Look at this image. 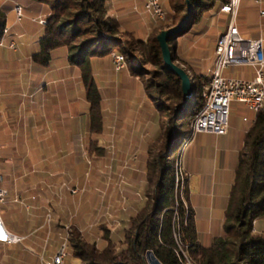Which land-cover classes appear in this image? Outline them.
I'll use <instances>...</instances> for the list:
<instances>
[{"label": "crops", "instance_id": "0c3cea01", "mask_svg": "<svg viewBox=\"0 0 264 264\" xmlns=\"http://www.w3.org/2000/svg\"><path fill=\"white\" fill-rule=\"evenodd\" d=\"M119 1L122 8L128 7L129 0ZM113 2L109 1L110 13H115ZM132 2L134 13L141 17L134 31L135 36L140 37L142 32L146 35L153 19L144 10H138V4L143 6L142 0ZM249 2H253L257 12L255 16L250 15L248 4V23L258 21L259 27L252 32L248 29V38H264V16L260 15L264 0L260 5L255 0ZM163 7L166 12L165 0ZM13 27L9 28L6 22L7 32L0 42V99L6 82L21 83L23 97L20 103L25 110L39 111V116L34 118H39L42 126H36L37 145L28 148L24 155H18L12 140L0 134V138H6L0 139L1 186L8 191L1 216L8 231L23 237L20 243H0V264H41L57 252L72 226L96 235L100 223H106L112 230L124 225L128 209L144 198L146 179L143 169L150 147L155 146L159 130L163 131L162 115L157 120L154 102L145 94L142 83L130 75L127 64L117 72L111 56L96 58L91 65L93 75L98 73L102 78L98 86L102 96L103 128L94 137L85 122L79 135L73 133L69 122L70 102L77 98L71 96V92L82 83L77 67L68 62L71 75L52 81L54 87L50 93L57 95V102L49 101L42 79L35 75L42 70L32 66L33 53L29 55L17 48L10 33ZM202 38L203 34L196 37L190 46L187 44L189 38L181 37L176 46L178 56L184 58L183 54L188 51L185 57L198 60L200 54L196 42ZM11 43L14 47H9ZM6 51L10 52V59H4ZM208 52L206 61L201 59L194 64L195 70L205 75H211L215 59V49L210 47ZM104 60V66L113 75L105 74L106 69L100 66ZM27 61V67L14 63ZM94 64L99 71L94 70ZM14 66L18 68L15 73H22L21 80L13 77L11 81V77L6 76L9 72L14 74ZM24 72H28L27 76H23ZM223 73L248 80L255 77L250 65L231 66ZM80 93L81 109L87 114L84 87ZM256 115L242 103L232 101L227 133H197L180 153V164L186 176L184 204L192 211L197 241L202 246L213 244L225 233L226 215L236 189L237 167ZM91 144L100 150L90 151ZM32 155L35 163L31 162L29 167L27 159ZM263 227L264 223L257 225L258 229Z\"/></svg>", "mask_w": 264, "mask_h": 264}, {"label": "trees", "instance_id": "16d2710c", "mask_svg": "<svg viewBox=\"0 0 264 264\" xmlns=\"http://www.w3.org/2000/svg\"><path fill=\"white\" fill-rule=\"evenodd\" d=\"M109 1L7 0L0 4V42L5 34L6 15L16 3L20 4L23 12L22 28L28 34H39V50L32 55L34 68H47L54 49H67L68 62L77 67L85 89L91 133L100 134L103 128L102 96L93 75L92 60L111 56L113 51L119 52L124 55L133 78L138 77L141 66L146 63L156 67L150 71V79L144 81L142 87L159 114L167 116V130H159L155 146L149 149L143 169L146 179L144 198L139 204L134 202V208L128 209L124 225L114 230L106 223H100L97 234L92 235L90 230L81 232L75 226L70 227L68 251L75 262L69 264H148V253L160 264H264V227L257 228L259 223H264V112L256 113L254 124L247 134L237 167L236 189L226 215L225 233L213 244L202 246L197 241L192 211L179 197L174 162L180 143L190 132L194 117L204 105L202 85L209 80L210 73L205 75L196 71L195 63L180 58L182 67L189 71L192 80V99L186 100L181 80L164 66L157 40L163 29L175 26L183 19L187 2L165 0L170 10L166 14V22H155L144 37H136L135 24L141 17L134 13L132 0H129V9L122 8L121 2L114 0L115 13H110ZM189 1L193 13L187 30L170 36L168 43L181 35L192 37L190 42H193L203 34L197 45L198 60L206 61L209 58L208 49L216 48V37L223 32L215 24L209 26L211 20L218 16L209 18L210 12L226 17L219 10L228 0ZM247 8L241 0L237 18ZM181 11L185 14L180 15ZM41 19L44 23H40ZM238 29L244 32L239 25ZM176 46L172 44L170 48L173 60L178 62ZM136 50L139 51V58H135ZM132 59L138 67L129 64ZM154 92L164 100H155ZM176 120L180 121L176 127L182 129L177 142V132L173 127ZM156 146L158 151L153 154ZM89 149L100 150L95 144H91ZM170 151L175 154L168 160Z\"/></svg>", "mask_w": 264, "mask_h": 264}, {"label": "rangeland", "instance_id": "374dc122", "mask_svg": "<svg viewBox=\"0 0 264 264\" xmlns=\"http://www.w3.org/2000/svg\"><path fill=\"white\" fill-rule=\"evenodd\" d=\"M1 1L2 0H0V2ZM176 1H178V0H176ZM251 3H253V2H249V0H243V6L248 7V4H249L250 5V15L253 14L255 16V12H257L255 10H257V8L254 5H252ZM16 5H20V4L16 3L15 6ZM21 5L23 6L24 4L21 3ZM138 5H139L138 10L140 12H142L143 11L142 4H138ZM13 10H14V8L11 9L10 11H8V13L6 15V22H7V25L9 26V28L14 26L10 31L12 39L17 44V48L19 50L22 49L24 51H27L29 53V55L32 53L33 54L36 53L39 50V44H38L39 34H28V33H26L25 30L22 28V22H21L22 17L20 18V20H18L16 17V14H15V11H13ZM168 12H170V10L167 8L166 14H168ZM187 13H188V10L186 12V15H187ZM210 13H211V15L209 16V18L214 17V15H218L211 20V24H215L218 27V29H220V31H224L225 27L227 25L226 24L227 20H228V18H226L227 16L226 17L220 16L218 12L215 13L214 11H211ZM22 14H23V12H22ZM179 14L180 15L185 14V11H181ZM165 20L159 21V22L163 24L166 22ZM182 20L177 25L171 26L169 28H165L163 30H167V29L177 27L182 22ZM155 22H158V21L153 19L152 23L148 25V27H147L148 29L145 31L146 32L145 34H147L151 31V26ZM237 25H239V27L244 30V32L241 31L240 34L246 39H248V29L250 32H252L253 30L258 29V27H259L258 21L257 22L251 21L248 23V8L245 9L237 18ZM139 36L144 37L145 35L142 32V34H139ZM185 36L188 37V35H181L174 42L168 43L169 46L171 47L172 44L177 45L178 40H181V37L185 38ZM263 37H264V34H263ZM126 38H128V37H126ZM191 39H192V37L189 38L190 41H191ZM186 40H188V39H186ZM190 41H188L187 44L191 46L194 44V42H190ZM196 44L198 45L199 42H196ZM263 45H264V43H263ZM187 53H188V51L183 54V57L184 58L188 57V59L190 60L189 56L185 57V55ZM9 56H11L10 52L6 51L4 59H10ZM51 56H52V59H51L50 65L47 68L42 69V72L38 71L35 75H37L38 77H40L42 79L41 82H43V88H45L44 94L47 95L48 100L50 101V100L54 99L57 102V95L56 94L52 95V93H50V89H53V87H54V84L52 81L54 79L58 80L63 76L68 77L69 75H71V72L67 69L68 57H67V49L65 47H60V48L54 49L51 52ZM139 56H140L139 51L136 50L135 51V58H137V57L139 58ZM177 58L179 59V61L178 60H177L178 62L174 61V63L175 64L179 63L177 65L182 67L180 57L178 56ZM192 58L193 59L190 60L191 62L196 63L198 61L196 58H194V57H192ZM104 62H105V60L103 62L102 61L100 62L101 67L104 66ZM14 63L17 66L22 65L24 67H27L29 65L28 61L23 62V63H18V62H14ZM95 64H94L93 68L97 72V70L99 71L100 68L98 66H96ZM129 64H131L133 67H138L137 63L135 62V59L129 60ZM15 68H16V70H14ZM103 68L106 69V71H107V72H105V70H103V72H105V74L109 73V74L113 75V73L110 72L111 70H108L109 68H106L105 66ZM17 69L18 68L14 66L13 67L14 74L12 72L7 73L6 76L11 77V81H12L13 77H17V79L21 80L20 76H22V73L21 72L15 73V71H18ZM155 69H156V67H154L150 63L144 64L140 68V74L138 75V77H136L137 80L143 84L144 81H147L150 79V71H153ZM186 72L188 74H190L189 71H186ZM27 74H28V72H24L23 76H27ZM94 77H95V80L97 81V83L100 85L102 78L101 79L99 78L98 73ZM190 80H191V77H190ZM12 83L13 82H10V83L6 82V84H5L6 86H4V88H3V90H4L3 97H2V99H0V134L5 135L8 137L7 139L12 140V142L15 145V148H17L16 153L18 155L21 153H22V155H24V153L28 150V148L29 149L35 148V146L37 145V143H38V129L36 128V126L38 125L39 128H41L42 124L40 123L39 118H34V117L39 116V114H40L39 111H37V110H34V111L25 110L24 106H22V104L20 103L21 97H23L22 96L23 95L22 94V92H23L22 84L19 83L17 85H14ZM81 90H83L82 83H81V85H79L77 87L76 91L71 92V96L77 98L76 101L74 100V101L70 102V117L71 118L69 119V122L71 124V131L75 134H78V135L81 132L82 125L84 126L85 122H87L86 125H88V123H89L88 114H86L85 111L83 109H81V105H80L83 102V100L82 101L80 100L81 96H79L81 94L80 93ZM151 90L153 91L154 89H151ZM75 93L76 94L79 93V94H77V96H74V95H76ZM154 94L156 96V97H154V98H156L155 100H160V102L164 100L163 97L157 96L155 92H154ZM5 100H8V103H6ZM10 100H12V101H10ZM158 116H159V119H157V120H160V114L157 111V117ZM166 122H167V116H165V114H163L162 115V127L164 130H167V123ZM179 122H180L179 120H176L173 123V127L177 132L175 142L178 141L179 134L182 131L181 128L176 127V125L179 124ZM53 127H54V125H53ZM48 135L51 137L49 132H48ZM48 135L46 137H49ZM96 136L97 135L94 134V137H96ZM0 139H6V138H0ZM159 145H160V142L158 143L157 146L159 147ZM157 146L155 149H153V151H152L153 154L157 153V151H158ZM174 154H175L174 151H170L168 153L167 159L171 160L174 157ZM27 161H30V164L28 166L31 167L32 163H35V159L33 158V155L31 157H29L27 159ZM32 171L34 172L35 169L33 168ZM0 173L3 174L1 167H0ZM4 178H5L4 181H6L7 177L5 176ZM72 262H75V258L73 256H71L70 251H68V255L65 258V264H69ZM147 262H148V264H157L155 262V259H153L152 257H149Z\"/></svg>", "mask_w": 264, "mask_h": 264}, {"label": "built area", "instance_id": "2783aa9c", "mask_svg": "<svg viewBox=\"0 0 264 264\" xmlns=\"http://www.w3.org/2000/svg\"><path fill=\"white\" fill-rule=\"evenodd\" d=\"M155 0H142L144 12L157 17L154 9ZM163 1V0H162ZM258 5L262 0H255ZM241 0H228L220 7L219 12L228 16L226 29L217 38L215 48V61L211 70L212 81L206 82L205 108L196 115L193 122L197 124V133L209 132L216 135H224L229 129V112L232 101H237L246 106L254 113L264 112V49L263 38L246 39L238 29L237 15ZM136 9V7H135ZM18 20L22 17V8L14 7ZM260 15L264 16V10H260ZM40 23H44L41 19ZM7 32V28L4 33ZM9 47H12V43ZM113 68L120 71L124 67L119 64L115 53H111ZM250 65L254 68L255 77L251 80L234 76L224 75V70L231 66ZM3 175L0 174V243L15 244L20 243L23 237L8 231L1 216V207L6 200L8 191L1 184ZM186 186V178H183ZM57 251H64L63 242ZM67 253L64 256L67 257ZM41 264H57L56 253L47 260H42Z\"/></svg>", "mask_w": 264, "mask_h": 264}, {"label": "bare ground", "instance_id": "6f19581e", "mask_svg": "<svg viewBox=\"0 0 264 264\" xmlns=\"http://www.w3.org/2000/svg\"><path fill=\"white\" fill-rule=\"evenodd\" d=\"M15 7H21L20 5H16ZM154 9L157 11L158 14H165V10L163 7V1L162 0H155L154 1ZM166 14L165 15H158L157 17H154L153 19H155L156 21H163L165 20ZM12 47H14V43H12ZM112 53H115L118 59V62L120 65H122L123 67L126 66V60L123 54L113 51ZM208 81H212V74L209 77ZM206 92V83H204L202 85V97L204 99V105L202 107V109L198 112L201 113L203 111V109L205 108V98H204V94ZM192 95L191 94L188 97V100L192 99ZM197 113V114H198ZM196 118V116L194 117V119ZM195 132H197V124L194 123L192 121L191 123V128H190V132L188 133V135L182 140V142L179 145L178 150L176 151L175 154V162H174V167H175V181H176V188L178 190V194L179 197L184 201V190H185V185L183 183V178H186L181 164H180V153L181 151L184 149V147L188 144V142H190L193 137L195 136ZM68 236H69V231L67 232V237L64 239L63 241V245H64V251H57L56 252V260H57V264H65V258L66 256H64V253L68 254V250H69V244H68ZM190 264V263H188Z\"/></svg>", "mask_w": 264, "mask_h": 264}, {"label": "water", "instance_id": "95a60500", "mask_svg": "<svg viewBox=\"0 0 264 264\" xmlns=\"http://www.w3.org/2000/svg\"><path fill=\"white\" fill-rule=\"evenodd\" d=\"M187 2V15L183 18L182 22L175 28L167 29L161 31L157 35V40L159 43V46L161 48L162 58L164 61V66L172 71L180 80H181V87H182V93L183 97L188 100V97L192 94L193 88L192 83L190 80V76L188 73L184 70V68L180 67L179 65L174 63L173 57H172V50L168 44V37L174 34H180L187 30V25L189 23V19L191 14L193 13V7L189 0H186ZM149 257H152L155 259L152 254L148 253L146 256V260H148ZM155 262L157 264H160L156 259Z\"/></svg>", "mask_w": 264, "mask_h": 264}]
</instances>
